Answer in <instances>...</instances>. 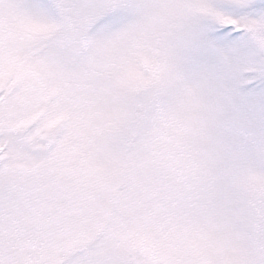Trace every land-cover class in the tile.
<instances>
[{"label":"snow or ice","instance_id":"snow-or-ice-1","mask_svg":"<svg viewBox=\"0 0 264 264\" xmlns=\"http://www.w3.org/2000/svg\"><path fill=\"white\" fill-rule=\"evenodd\" d=\"M0 264H264V0H0Z\"/></svg>","mask_w":264,"mask_h":264}]
</instances>
